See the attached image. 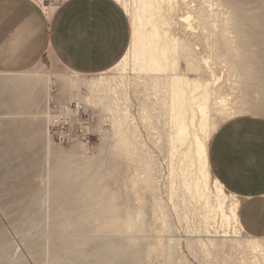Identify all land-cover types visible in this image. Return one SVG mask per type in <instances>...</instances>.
<instances>
[{
	"label": "rangeland",
	"instance_id": "1",
	"mask_svg": "<svg viewBox=\"0 0 264 264\" xmlns=\"http://www.w3.org/2000/svg\"><path fill=\"white\" fill-rule=\"evenodd\" d=\"M39 1L52 9L62 0ZM260 5L250 3L255 13ZM171 28L183 36L178 26ZM245 34L260 37L255 48L264 51V22H249ZM131 65L104 74L112 76V85L122 81L119 100L106 87L99 93L87 84L69 85L72 79L103 75L73 73L56 67L49 56L21 72H0V264H250L245 251L221 235V218L207 224L204 204L185 189L179 167L184 147L174 148L175 127L152 80ZM180 66L189 70L184 52ZM234 79L226 71L217 93L243 94L241 80ZM51 80L62 101L91 96L88 105L101 130L89 143L59 144L51 138ZM248 94V108L237 115L264 114V85L251 84ZM231 117L212 108L210 145ZM212 194L215 200L214 188ZM209 236L208 256L200 240Z\"/></svg>",
	"mask_w": 264,
	"mask_h": 264
},
{
	"label": "bare ground",
	"instance_id": "2",
	"mask_svg": "<svg viewBox=\"0 0 264 264\" xmlns=\"http://www.w3.org/2000/svg\"><path fill=\"white\" fill-rule=\"evenodd\" d=\"M118 1L127 13L131 14L132 38L127 52L111 69L124 70L132 61L133 66L131 67L142 75L141 77L152 80L150 82L162 102L161 106L165 107V115L167 113L170 122L175 127L174 148H178L177 144L184 147L182 150L181 147L178 148L182 151H180L182 155L179 159L180 164H178L184 175L185 189L192 194L191 197L204 204L207 224L212 218L217 216L221 218V228L223 227L224 230L221 235L229 236V239L237 245L236 247L242 248L248 255L250 264H264V237L252 236L242 226L239 218V198L228 191L212 172L209 143L212 108L215 107L222 115L236 116L238 110L248 108L250 85L257 82L264 85V51L255 48L257 42L260 43L262 39L255 35L245 34V26L249 22L252 24L264 22V0H248V2L247 0ZM253 1L261 4L260 12L255 13L250 7ZM132 2L133 6H130ZM171 25L178 26L183 36L174 32ZM204 48H209V53H203ZM183 52L186 55L188 69L196 72L194 76L189 74V70L181 69ZM198 54L201 56L197 57ZM109 70L99 73L103 76L74 79V81L72 79L73 83L71 81L69 85L87 84L92 86L93 91L99 93L106 87L117 95L119 100L122 81H117L116 85L110 84L113 80L110 78L112 76H104ZM203 70L206 74H202ZM226 71L229 74H235L234 80H241L238 88L243 94L241 93L236 98L233 95L217 93V85L225 80ZM10 80L15 82V80ZM52 81L54 82L51 80L50 84ZM51 88L52 84L49 88V96ZM163 90L165 93L162 94ZM73 97L87 104L91 102L89 95L84 97L74 95ZM142 111L147 119L152 117L146 106ZM120 126H122L120 123L115 126L117 132L120 131ZM127 141V138L122 139L123 143ZM173 162L176 160L173 159ZM172 169H175L173 165ZM170 171H172L171 167ZM213 188L216 191L215 200L212 199ZM229 201H231L230 204ZM207 229H209L207 232L210 236L214 235L211 234L210 228L207 227ZM204 233L200 234L204 235ZM210 236L200 240L208 256L213 244V237ZM222 260L221 262L224 263Z\"/></svg>",
	"mask_w": 264,
	"mask_h": 264
},
{
	"label": "crops",
	"instance_id": "3",
	"mask_svg": "<svg viewBox=\"0 0 264 264\" xmlns=\"http://www.w3.org/2000/svg\"><path fill=\"white\" fill-rule=\"evenodd\" d=\"M131 38L129 14L118 0H62L52 9L39 0H0V72H21L49 56L73 73H103L127 52ZM210 163L239 198L245 231L264 237V114L222 123Z\"/></svg>",
	"mask_w": 264,
	"mask_h": 264
},
{
	"label": "built area",
	"instance_id": "4",
	"mask_svg": "<svg viewBox=\"0 0 264 264\" xmlns=\"http://www.w3.org/2000/svg\"><path fill=\"white\" fill-rule=\"evenodd\" d=\"M48 131L59 144L89 143L101 130L95 112L83 100L62 101L55 87L47 102Z\"/></svg>",
	"mask_w": 264,
	"mask_h": 264
}]
</instances>
